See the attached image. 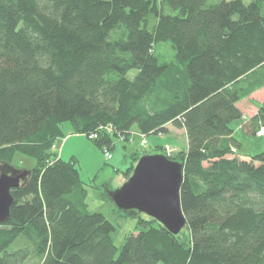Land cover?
I'll use <instances>...</instances> for the list:
<instances>
[{"label":"trees","instance_id":"obj_1","mask_svg":"<svg viewBox=\"0 0 264 264\" xmlns=\"http://www.w3.org/2000/svg\"><path fill=\"white\" fill-rule=\"evenodd\" d=\"M264 0H0V162H37L0 224V264H264V151L231 123L264 88ZM172 43L175 63L155 46ZM264 126V102L245 129ZM67 127L69 130L66 134ZM185 130L188 239L140 216L121 248L91 212L67 135L133 142ZM143 155L132 156L134 163ZM127 171V172H128ZM120 212H122L120 210ZM15 247V248H14Z\"/></svg>","mask_w":264,"mask_h":264},{"label":"rangeland","instance_id":"obj_2","mask_svg":"<svg viewBox=\"0 0 264 264\" xmlns=\"http://www.w3.org/2000/svg\"><path fill=\"white\" fill-rule=\"evenodd\" d=\"M155 54L162 63L171 64L176 61V51L170 42L156 45ZM262 97H264V91L252 97L256 100V103L250 98L244 101L243 107L245 110H248L250 105L256 107L260 103L257 101L262 100ZM241 125V119L231 123V126L236 129V133L240 137L242 145L240 153H252L258 149L264 151V136L248 134L243 131ZM68 130L69 128L67 127L66 134ZM132 140L133 142L128 143L115 139V147L111 150L113 157L110 160L105 158L104 150L86 135H67L65 141L60 140L57 142L58 150L56 153L61 154L60 148L63 145V159L70 161L72 157H75L78 161L76 167L80 172L82 181L88 187L87 202L90 211L103 213L115 225L116 230L112 236L118 248L122 247L126 236L135 231V226L140 216L146 219L150 218L135 210L120 212L109 195L110 192L120 188L133 174L134 169L130 172L127 170L131 168L132 156L135 153H139L143 156L160 154L166 157L177 156L179 158V156H184L189 148L185 131L171 130V128L169 133L162 137L158 135L143 137L135 129ZM158 141L162 145H156ZM138 161L134 163V168ZM36 164L37 162L34 158L16 154L11 164H4V172L13 175L18 172L31 171ZM27 178L22 181V185L25 184ZM188 235V229L185 227L179 236L184 242L188 239Z\"/></svg>","mask_w":264,"mask_h":264},{"label":"water","instance_id":"obj_3","mask_svg":"<svg viewBox=\"0 0 264 264\" xmlns=\"http://www.w3.org/2000/svg\"><path fill=\"white\" fill-rule=\"evenodd\" d=\"M0 162V224L10 218L15 199L14 189L21 187L29 171L9 175ZM183 165L164 155H144L137 162L131 177L117 190L110 192L116 207L124 212L135 210L156 220L177 236L187 226L181 205Z\"/></svg>","mask_w":264,"mask_h":264},{"label":"crops","instance_id":"obj_4","mask_svg":"<svg viewBox=\"0 0 264 264\" xmlns=\"http://www.w3.org/2000/svg\"><path fill=\"white\" fill-rule=\"evenodd\" d=\"M264 91V88L263 89H261V90H259V91H257L256 93H254L251 97H249V98H247V99H245V100H248V99H250V98H252L253 96L255 97L256 95H259L260 93H262ZM253 99V98H252ZM245 100H243V101H241L238 105H239V107L241 108V110H242V113H243V117L241 118V123H242V125H241V128L243 129V131H245L246 133H248V134H252V133H250V132H248V130H246L245 129V125L257 114V112H258V109H259V107H260V105L264 102V97H262V100H260V101H257V102H260V103H258L257 105H256V107H254V106H249V109L248 110H245V108L243 107V103H244V101ZM253 101H254V103H256L255 101L256 100H254L253 99ZM232 127V126H231ZM232 129L234 130V132H235V136H236V138L240 141V137L238 136V134L236 133V129H234L233 127H232ZM171 130H179V129H175V128H173V127H171ZM181 131H185V130H181ZM186 133V132H185ZM64 141H65V139H64ZM160 141H162V140H160ZM160 141H158V143H156V145H162V143H159ZM241 142V141H240ZM58 146H56L55 147V149H53L54 151H57L58 149ZM263 150H260V149H258V150H255L254 152H245V153H242V154H244V155H254V154H257V153H259V152H262ZM60 157L63 159V156H62V154H63V145H62V147L60 148ZM239 153H240V151H239Z\"/></svg>","mask_w":264,"mask_h":264},{"label":"built area","instance_id":"obj_5","mask_svg":"<svg viewBox=\"0 0 264 264\" xmlns=\"http://www.w3.org/2000/svg\"><path fill=\"white\" fill-rule=\"evenodd\" d=\"M257 134L260 135V136H264V126H260V128L258 129ZM96 138H97V136H95V135H92V136L89 137L90 140H94ZM53 149H55V146L53 147ZM104 154H105V158L107 160H110L113 157L111 151H109L107 149L104 150Z\"/></svg>","mask_w":264,"mask_h":264}]
</instances>
